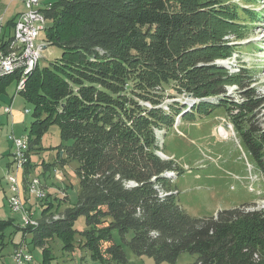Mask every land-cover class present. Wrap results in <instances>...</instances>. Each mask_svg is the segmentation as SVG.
<instances>
[{"label": "trees", "instance_id": "obj_1", "mask_svg": "<svg viewBox=\"0 0 264 264\" xmlns=\"http://www.w3.org/2000/svg\"><path fill=\"white\" fill-rule=\"evenodd\" d=\"M256 1L57 0L43 11L41 40L61 55L37 66L21 93L33 106L29 158L58 126L57 161L44 171L75 162L80 186L66 204L60 203L66 198L45 199L38 227L20 229L42 250L43 264L55 238L64 252L77 246L101 264H131L125 248L155 264H177L183 254L195 257L190 264H264V208L189 216L169 177L184 171L159 155L157 139V131L173 129L178 118L193 123L223 110L264 178V94L256 74L241 61L231 71L216 63L240 54L251 27L261 22L263 13L248 7ZM187 26H195L189 30L196 37L174 48L173 36ZM189 52L196 55L186 66ZM22 74L0 76V97ZM177 96L192 101L165 103ZM80 218L83 232L75 227ZM11 226L0 222V250Z\"/></svg>", "mask_w": 264, "mask_h": 264}, {"label": "rangeland", "instance_id": "obj_2", "mask_svg": "<svg viewBox=\"0 0 264 264\" xmlns=\"http://www.w3.org/2000/svg\"><path fill=\"white\" fill-rule=\"evenodd\" d=\"M9 1L0 0V8L2 14L0 15V52L6 51L8 45L12 43V37L7 38L3 33L7 29L15 31V24L13 27L5 20V12L9 8ZM22 3L26 9V5L22 0H14ZM46 1V0H44ZM50 1V0H48ZM55 2L57 0H51ZM257 13H263L261 22L257 26H252L250 34L243 42L240 54H235L234 59L230 61L217 60V64H224L228 69L235 70L238 63L244 62L248 67L252 68L258 80V90L264 94V0H257L248 6ZM17 18V17H16ZM205 24L208 20L203 21ZM182 31L175 33L172 38V46L179 48L181 44H186L196 37L190 31V28L195 26H187ZM43 39L41 34L40 39ZM206 42V41H205ZM61 55V50L57 47H47L42 55L39 66L46 67L53 63ZM196 54L189 52L185 53L183 59L186 61V66L191 65V59ZM34 70L29 74H22L20 78H28L33 74ZM21 74V72H19ZM26 75V76H25ZM25 82V86H26ZM16 82L13 81L8 88V93L0 100V109L6 107L8 102L14 101V115H15V134L17 137H22L27 140L29 144L30 127L33 122L32 111L33 106L28 104L21 94L16 95ZM229 89L230 93H235L236 89L232 86ZM25 91V89H24ZM169 95L174 96L173 92H168ZM235 95V94H234ZM16 96V97H15ZM15 97V99H13ZM237 97H239L237 95ZM165 103H172L179 101L183 104L191 103L190 98L177 96L175 99L166 97ZM10 105V103H9ZM24 110L30 111L29 114H24ZM11 116L0 115V148L8 149V143L12 133ZM9 120V122H8ZM178 127L175 125L169 131H157V139L159 145V154L166 156L168 159H174L177 165L184 171L179 176L176 173H171L169 176L174 180L175 187L179 192V201L182 209L189 216L196 219H205L215 216L217 213L224 210L237 209L239 207L248 208H264V178L255 169L251 158L243 149L240 142L236 138L232 125L229 123L225 111L218 110L211 116L199 119L196 122H180L178 118ZM62 143L61 132L58 126H52L44 136L40 145L31 151V159L28 158V163L23 169L24 179L20 180L22 189L24 190H39V194H47L45 199H65L60 203L74 201L80 191L79 180L75 175L74 170L77 167L75 162H71L66 166L58 165L53 167L52 171L47 175L44 174L45 165H53L57 161L59 153L58 147ZM30 149V146H29ZM29 153V152H28ZM34 166L32 175L30 172L26 174V169L31 165ZM59 168L60 172L54 171ZM47 179H46V177ZM178 176V177H177ZM8 177V173L6 175ZM5 177V178H6ZM39 177L48 187L42 186ZM26 179V181H25ZM36 179V180H35ZM8 183V180H7ZM38 183V184H37ZM31 184V185H30ZM36 187V188H35ZM68 197V198H67ZM19 209H26L27 215L33 222H38L42 218L43 207L40 201L33 199L30 203L25 200H20ZM42 201V203H44ZM9 203V197H8ZM66 204V203H64ZM58 205V202H57ZM56 206V205H55ZM65 206H62L63 209ZM53 214L55 213L53 207ZM52 214V215H53ZM57 215V213H55ZM8 217L14 219L15 224H20L16 228H23L22 215L19 213H10ZM12 223V222H11ZM33 226V225H32ZM27 226V228H36ZM79 232L86 229L85 219L80 218L76 225ZM24 229V228H23ZM11 229L7 232V237L11 236ZM25 233V232H24ZM23 233V237L26 234ZM22 235L16 237L15 243H23L32 253L33 260L28 264H43V252L41 249L31 245L32 235H28L24 240ZM115 242L121 244L117 233L114 234ZM131 237H128V241ZM77 236L76 240H79ZM8 239L5 237L4 244L6 245ZM14 245L10 242L0 250V264H17L14 256L11 255ZM51 256L48 264H101L99 261L92 260L89 253L76 246L73 253L64 252L62 242L55 238L49 243ZM131 264H155L151 258L136 257L128 248H125ZM17 251V250H15ZM195 257L188 254H183L179 257L177 264H190ZM167 264V263H163Z\"/></svg>", "mask_w": 264, "mask_h": 264}, {"label": "built area", "instance_id": "obj_3", "mask_svg": "<svg viewBox=\"0 0 264 264\" xmlns=\"http://www.w3.org/2000/svg\"><path fill=\"white\" fill-rule=\"evenodd\" d=\"M26 9L24 13L19 14L15 20V31L13 32L12 45H8L6 51L0 52V74H4L8 71L19 70V68H26L30 66L31 62H38L42 58L44 50L47 48V43L43 40H39L41 34L44 32L47 21L43 16V11L46 9H51L52 2H44V0H22ZM26 76V75H25ZM25 78H20L17 81L16 85V95L21 94L25 89ZM16 97V96H15ZM15 99V98H14ZM4 113L7 115L12 114L13 103L5 107ZM27 113V110H24V114ZM22 137H17L15 135L10 136V140L13 144V163L12 170L8 172V180L10 196H9V206L13 212L19 213L22 215L23 228H27L33 223V221L27 215L26 209L18 208V200H25L26 205L30 203L33 199L44 201V196H49L47 194H39V190H24L21 186V181L19 179V169H22L21 166V156L23 155V149L21 147ZM31 166V165H30ZM54 171L60 172L59 168L54 169ZM31 175V174H30ZM39 181L44 182L39 177ZM19 244L16 247L15 251V260L17 264H28L32 258V253L25 246Z\"/></svg>", "mask_w": 264, "mask_h": 264}, {"label": "crops", "instance_id": "obj_4", "mask_svg": "<svg viewBox=\"0 0 264 264\" xmlns=\"http://www.w3.org/2000/svg\"><path fill=\"white\" fill-rule=\"evenodd\" d=\"M51 1V0H50ZM50 1L46 0L44 2L46 3H49ZM52 2V1H51ZM25 11V8H24V5L22 3H19V2H16L14 0H11L9 1V8L7 9V11L5 12V20L10 22L11 20L15 19L19 14H22V12L24 13ZM2 8H0V15L2 14ZM3 36L5 37V42L8 41L7 38L9 37H13V31L12 29H7L4 33H3ZM8 93V89L6 91V94L5 95H2L0 97V100L3 96H6ZM15 97H13L14 99ZM3 99V98H2ZM10 104L13 103V106H14V101L11 100V102H8L6 107ZM5 108V107H4ZM3 108V109H4ZM2 108L0 109V115L1 116H11V121H12V135H14L16 132H15V129H13L14 125H15V115L13 114L14 113V110H12V114L10 115H7L4 113V110ZM14 109V108H13ZM9 122V120H8ZM16 136V135H15ZM9 143H8V149H2L1 151V148H0V222H12L13 223V226L11 227H8L6 229V238L8 239V242L6 245H8L10 242H12V244L14 245L13 247V250L11 251V255L14 256V253H15V250H16V247L19 246V243H15V239L16 237H20L22 235L23 237V232L21 229V227L19 228H16L17 226H20V224H15V221L14 219L8 217V215L10 213H15L12 211V209L10 208L9 206V203H8V197L10 196V190H9V185L7 183V180H6V175L9 171L12 170V163H13V158H12V154H13V144L11 142V140H8ZM31 154V153H30ZM34 166L31 162V166L29 167L28 171L30 172V174L32 175V171L34 170V168L32 167ZM50 173V172H49ZM44 174H48V173H44L43 172V175ZM45 175V177H46ZM19 176H21V180L24 179V176H25V171L24 172H21L19 174ZM20 179V177H19ZM47 179V177H46ZM20 180V181H21ZM22 182V181H21ZM44 186L47 188L48 187V184L47 183H43ZM11 229V236L7 237V232ZM28 235L30 234H26L25 237H23L24 240L27 239ZM4 244V246H6Z\"/></svg>", "mask_w": 264, "mask_h": 264}, {"label": "bare ground", "instance_id": "obj_5", "mask_svg": "<svg viewBox=\"0 0 264 264\" xmlns=\"http://www.w3.org/2000/svg\"><path fill=\"white\" fill-rule=\"evenodd\" d=\"M10 45H12V43L10 44ZM38 66V62H31L30 63V66H28L27 67V69L26 68H19V70H11V71H8V72H6V73H4V74H0V76H2V75H7V74H10V73H12V72H16V71H22V73H25V74H28V73H30V72H32L36 67ZM30 113V111H28L27 110V114H29ZM21 147H22V149H23V155H29V144H28V141L27 140H23V139H21ZM26 164H29L28 163V156H21V166H22V169H23V167H25L26 166ZM19 170H21V169H19ZM20 173H21V171H20ZM36 180V179H35ZM38 184V183H37ZM31 185V184H30ZM36 188V187H35ZM20 200H18V208H19V205H20ZM22 209V208H21ZM17 214V213H16ZM34 224H32L34 227L35 226H37L38 224V222L36 223V222H33ZM31 225V226H32ZM32 226V227H33Z\"/></svg>", "mask_w": 264, "mask_h": 264}, {"label": "water", "instance_id": "obj_6", "mask_svg": "<svg viewBox=\"0 0 264 264\" xmlns=\"http://www.w3.org/2000/svg\"><path fill=\"white\" fill-rule=\"evenodd\" d=\"M163 159H168L166 156L159 154Z\"/></svg>", "mask_w": 264, "mask_h": 264}]
</instances>
